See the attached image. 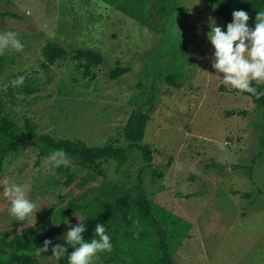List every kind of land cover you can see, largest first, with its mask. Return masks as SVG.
<instances>
[{"label":"rangeland","instance_id":"rangeland-1","mask_svg":"<svg viewBox=\"0 0 264 264\" xmlns=\"http://www.w3.org/2000/svg\"><path fill=\"white\" fill-rule=\"evenodd\" d=\"M213 21L223 29L206 0H0V33L16 32L24 45L3 54L5 114L18 125L27 116L54 138L126 147L123 127L138 107L150 116L141 144L151 154L148 162L129 148L118 170L112 159L95 168L70 159L66 185L33 146L13 151L0 174V232L66 234L83 209L143 193L177 223L179 233L167 238L176 263L264 264V113L213 68ZM48 40L66 54L43 68ZM85 48L101 62L86 67L78 57ZM19 76L24 84L11 86ZM5 182L24 186L36 204L26 220L10 214ZM126 209L136 221V204Z\"/></svg>","mask_w":264,"mask_h":264},{"label":"trees","instance_id":"trees-1","mask_svg":"<svg viewBox=\"0 0 264 264\" xmlns=\"http://www.w3.org/2000/svg\"><path fill=\"white\" fill-rule=\"evenodd\" d=\"M206 1L212 3L213 12L223 20V30L225 32L227 31V24L233 19L232 13L234 10H244L249 14L248 24L250 28L255 27L257 13L264 11V0ZM163 12V10H160L159 15ZM41 53L45 58L41 66L47 68L63 58L66 50L58 42L48 40L42 46ZM78 57L84 58L86 67L101 62L100 56L89 48L80 49ZM4 67L5 58L0 55V73L4 70ZM251 84L258 91L264 92V81L260 83L251 81ZM241 93L248 96L257 108L264 113V97L257 99L256 96L246 91ZM149 119L148 112L135 107L131 110L123 127V137L127 142L126 147L115 146L110 142L89 146L82 140L54 138L49 134L39 133L37 124L27 116L23 117L22 125H18L5 114L3 106L0 104V174L3 171L7 156L13 151L28 145L33 146L42 158H49L53 150L63 149L67 152L69 159H74L79 165L86 168H95L101 160L112 159L115 161L116 170H118L127 161L128 149L132 147L139 149L143 159L149 162L151 161V154L141 144ZM58 169L66 174L65 184L69 185L74 180V175L70 172L69 166H59ZM133 202L136 204L138 211L136 221L127 217L126 208ZM156 206L143 193L137 194L134 198L127 193L107 203L98 211L93 208L83 209L82 218L77 220L73 226L78 225L80 222L84 224L87 228L84 237L90 241L96 238L94 236L95 225L97 223L104 224L106 234L111 237L113 248L111 252H99V264H179L172 258L171 248L167 241L168 236H176L179 233L177 223L161 215ZM123 207L125 210L122 211ZM119 218L124 221L120 229L115 226ZM185 223L188 225L187 222ZM111 231H114V235L109 234ZM38 233L37 230L32 228L11 236L5 232H0V264H38L43 258L54 257L52 248L56 244L67 247L68 253L74 250L72 246L66 244L65 234L49 237ZM186 233L185 230L183 234ZM46 239L52 241L48 251L37 256V248L43 247ZM68 253H64L57 260L58 264H68Z\"/></svg>","mask_w":264,"mask_h":264},{"label":"clouds","instance_id":"clouds-1","mask_svg":"<svg viewBox=\"0 0 264 264\" xmlns=\"http://www.w3.org/2000/svg\"><path fill=\"white\" fill-rule=\"evenodd\" d=\"M232 21L227 24V31L217 26L213 21L210 23L208 39L215 49L213 68L223 74L224 84L231 85L241 92H248L257 99L264 97V92L258 91L252 86L251 81L260 83L264 81V11H259L255 17V27L250 28L248 21L249 14L244 10H234ZM23 51L24 45L18 39V34L13 31L0 33V55L6 49ZM25 77L19 76L11 81V86L18 87L24 84ZM5 91L7 85H5ZM218 147L223 150L224 145ZM49 162L52 166H68L70 159L63 149L53 150L49 155ZM4 195L10 199L11 207L9 212L17 221H24L36 210V204L29 200L24 186L13 183L4 184ZM87 228L81 222L71 226L66 232L64 239L67 245L73 247L68 253L67 247L56 244L52 248V255L59 260L64 253H68V264H92L93 257L99 253L111 252L113 245L111 237L106 234L103 223H97L94 228L96 238L86 240L84 233ZM51 240L46 239L43 247H38L36 255L47 252Z\"/></svg>","mask_w":264,"mask_h":264}]
</instances>
